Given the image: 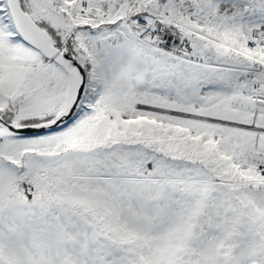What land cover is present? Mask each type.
<instances>
[{
  "label": "snow or ice",
  "instance_id": "obj_1",
  "mask_svg": "<svg viewBox=\"0 0 264 264\" xmlns=\"http://www.w3.org/2000/svg\"><path fill=\"white\" fill-rule=\"evenodd\" d=\"M0 264H264V0H0Z\"/></svg>",
  "mask_w": 264,
  "mask_h": 264
}]
</instances>
